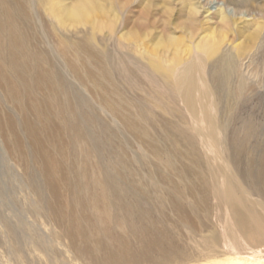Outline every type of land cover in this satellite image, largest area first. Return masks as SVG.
<instances>
[{"label":"rangeland","instance_id":"rangeland-1","mask_svg":"<svg viewBox=\"0 0 264 264\" xmlns=\"http://www.w3.org/2000/svg\"><path fill=\"white\" fill-rule=\"evenodd\" d=\"M14 1L0 0L12 13L24 5L18 25L32 34L31 47L49 57L44 68L54 89L37 86L35 68L10 67L0 51V264H101L93 244L71 230L78 217L86 231L98 226L93 207L99 197L108 198L111 215L124 223L127 211L135 214L136 227L110 225L99 235L100 254L111 237L126 242L124 254L133 261L119 264H264V245L253 247L237 234L242 249L232 247L225 236L230 217L216 199L209 202L205 226L192 232L179 223L175 203L188 204L202 194L197 176L181 173L191 167V148L205 157L211 153L207 134H197L191 113L161 82L158 70L178 75L190 62L198 67L203 62L211 91L204 101H217L221 150L233 151L229 168L264 219V0ZM82 2L90 6L84 21L70 15ZM83 45L95 50V62L78 59L76 50ZM222 57L231 71L229 64L220 65ZM84 62L90 68L81 66ZM49 99L55 103L52 113L48 110L52 119L42 123L32 103L43 107ZM26 120L45 126L38 130L40 143L28 133ZM67 122L79 126L68 129ZM204 161L200 167L208 178ZM97 208L102 213L104 205ZM165 233L175 247L179 243L186 261L164 260L156 250L144 258L147 247L141 242Z\"/></svg>","mask_w":264,"mask_h":264},{"label":"bare ground","instance_id":"bare-ground-1","mask_svg":"<svg viewBox=\"0 0 264 264\" xmlns=\"http://www.w3.org/2000/svg\"><path fill=\"white\" fill-rule=\"evenodd\" d=\"M80 1H82V0H80ZM23 6H24L23 4L17 5L18 11L16 10V13H12L13 9L9 4L0 2V51H2L1 52L2 56H6L8 58V60H9L8 64L10 67H12L13 69H15L17 67H20V68L22 67L23 69L24 68L25 69L26 68L34 69L35 68V71L38 72V75L36 76L37 77V79H36L37 86H42L41 83H44V84L47 83L48 88L51 87L52 89H54V85L52 84V82H50V76L47 74V72L49 73V71H46L44 68V65L48 62V60H50L49 57L47 56V54L43 53L42 51L36 50L35 48L31 47V42H30V40H28V37L31 36L32 34L29 35L28 32H23L22 29L18 25L17 18L20 17L21 14H23V13H20L21 11H23V8H24ZM88 7H90V6H88ZM88 7H87V4L85 2H82L79 4V6H77L75 9L70 11V15L73 18H76L77 20L84 21L90 14V13L88 14V12L90 11V10L88 11ZM4 39H6V41H7L6 45L4 43ZM63 56H65V54ZM76 56H78V59H80V60L83 57H87L91 62H95V60L98 59V57H97L98 55L95 52V50L93 48L87 47L85 45L80 46V48H78L76 50ZM64 58H66V57H64ZM67 58H68V56H67ZM219 59H221L219 61L220 65H222L224 63L229 64V66L227 67V68H229L228 71H231L233 69V67L230 66L229 61L225 60L226 59L225 57H222ZM84 63L81 66H84V68L85 67L88 68L90 63L89 62H84ZM87 63H89V64H87ZM69 65H71L73 67L77 66V65L73 64V62H69ZM5 66H8V65H5ZM194 66H196V68ZM50 70L52 71V69H50ZM158 70L160 71V75L162 76V78L160 79L161 82L163 84H165L166 86H168V90L172 94L176 95L177 97H179L181 99V101L184 102V104L186 105V107L188 109L187 111H189L191 113V116L194 118L195 123L198 126L197 127L198 128L197 134H199L200 136H204V137H206V134H207V138H208L207 145H208V149L210 150V153H211V156L205 157V156L198 153V150L195 148V146H193L191 148L193 150L192 156L190 157L191 158V160H190L191 161V167L190 168H184L183 167V170H181V173L184 174V172H186V173L193 172L195 174V176H197V180L199 182V187L202 190V194H201V196H199V198L188 199V204L182 205V203H179V202L175 203V207L178 209V213L180 216L179 223L182 224L183 226L191 229L192 232H195V230H197L199 227L205 226L206 225L205 222L208 220V216L210 215V213H209V211H210L209 202L211 200L213 201L214 199H216L217 206L220 209L226 208V212L229 214L228 217H230V222L226 223L225 236L229 237V239L231 240L232 247L237 249V250L242 249V246H241L239 240L237 239V234H241L238 236H241L242 239H244L247 243H249L253 247L263 246L264 245V219H263V215H262V213L259 212L260 209L258 210L256 205L251 202L252 200L248 201V198L246 197V195L244 193L245 192L244 186H242L240 184V182L237 179V177L235 176L234 172L229 168V165H228L229 161L234 160V159H231V157H233V155H232L233 151L230 152L227 150H223L224 148L221 150V145H220L221 140L219 141V139L217 137V131L221 127V125H220L219 119L214 115L215 114L214 112L216 111L215 107H216L217 101L213 102V104L210 101L208 103H206L204 101V99L209 94L211 95V91L209 90L210 93L207 91L209 89V86L207 85L208 81L204 77V73H206V69L203 65V62L200 64L199 67L194 62H190L189 65H186L182 69V71H180L178 73V75H176L175 73L170 74L166 70H163L160 66H158ZM88 71L89 70H87V72ZM1 72H2V68L0 66V74H1ZM101 72L106 73L108 71L106 69L105 70L102 69ZM90 74L91 73H89V75ZM95 75H97V74H95ZM219 75H217L218 78H220ZM112 76L113 75H111V77ZM92 77H93V75H92ZM150 78H151V81L153 83L158 84V79L155 76L150 77ZM98 81H100V79L97 80V82ZM100 86H101V84H100ZM240 89H242V87H240ZM114 99H115V97H114ZM20 103H21V106H23L24 103H22V101ZM54 104L55 103L50 99L44 101L43 107L38 102L32 103V106H33L34 110L36 111L37 115L39 116V118L41 119L42 123L43 122L47 123L52 119L51 118L52 116L48 113V110L50 111V113H52V111H53L52 108H54L53 107ZM114 104H112V105H114ZM118 108L119 107H116V105H115L114 111L119 110ZM112 110H113V108H112ZM91 113H92V111H91ZM114 113H113V115H114ZM73 118H75V117H73ZM77 119L79 121V117ZM82 119H84V118H82ZM25 122L29 123L28 125H25L27 130H28V133H30L31 137L35 141L40 143L39 139H38V136H39L38 134L40 131H38V130H40L42 127H45V126L44 125L41 126L39 123L38 124L31 123V122H29V120H26ZM67 124H66V127L68 129H72V130L75 128V126H77V125L79 126V123L78 124L76 123L77 125H73L72 123L67 122ZM181 134H183V133H181ZM31 137H29V138H31ZM247 139H249V137H247ZM187 142H189V140ZM191 144H189V145L191 146ZM243 150H244V147L240 148V150L238 152L239 153L243 152ZM88 152H90V151H88ZM157 153H159V151H157ZM168 155H169V153H168ZM82 157H84V156H82ZM171 157H172V155H171ZM91 158H92V154H91ZM169 159H170V157H169ZM172 160H173V158H172ZM204 160H206V161H204ZM82 161H84V160L82 159ZM203 161L206 163L204 165L207 166L206 167L207 172L209 173L208 178L206 177V175L204 174V172L201 170V167H200L201 165H203ZM85 162L87 163V161H85ZM73 163H75V162L73 161ZM116 163H118V162H116ZM121 164H120V166H122ZM169 164H170L169 166H172V168H173L174 165H172L171 163H169ZM53 166H54V162H53ZM97 166H99V165H97ZM81 167H83V165ZM91 167L92 166H90L89 168H91ZM99 167H101V166H99ZM99 167H98V169L96 167H93V168L94 169L96 168L97 170H99ZM83 168H85V167H83ZM101 169H102V167H101ZM110 169H112V167ZM263 169L264 168L261 167V172L262 171L264 172ZM115 171H117V170H115ZM76 172L79 174L78 168H77ZM82 172L80 171V173H82ZM128 172H130V171H128ZM77 173H76V176H77ZM111 173H112V171H111ZM94 174H95V172H94ZM67 175H68V173L66 174V176ZM72 175H73V173H72ZM87 175H88V173H87ZM126 175H129V173H127ZM101 176H103V175H101ZM112 176H115V175L112 174ZM94 178H97V176H95ZM67 179H69V176ZM81 179H82V177H81ZM98 179H99V177H98ZM127 179H130V177ZM261 179H262V182L264 185V174L261 175ZM75 180L77 182V179H75ZM84 180H85V178H84ZM86 181H88V180H86ZM72 182H74V181H72ZM125 182H126V180L124 181V183ZM130 182H131V179H130ZM95 183H96V181H95ZM98 183L99 182H97L96 184H98ZM115 184H116V182H115ZM87 185H89V184H87ZM119 185H120V183H119ZM119 185H117V187ZM134 185H136V184H133V186ZM197 185H198V183H197ZM250 185H251V181H250ZM101 187L102 186H100V188ZM80 188H81V186H80ZM84 188H82V189H84ZM104 188H105V186H104ZM121 188H120V190H121ZM102 189H103V187H102ZM102 189H101V191H102ZM104 190H106V189H104ZM98 191H99V189H98ZM141 193H144V192H141ZM83 194H84V191H83ZM126 194H128V193H126ZM263 194H264V192H263ZM108 195L110 196V194H108ZM113 195H115V194L113 193ZM131 195L134 196L133 194H130V196ZM101 199L99 197V199H95V201L93 200L95 203V207H93L94 212L95 211L97 212V213L95 212L96 215L94 217H97L98 221L100 220L99 222L97 221L98 226H93L91 228L90 232H89V230L86 231L87 229L84 230L85 227L83 228V225L81 224V219H79V217H78L74 221V223L72 225L73 227H71V230L77 229L79 235L81 236V238L84 242H91L93 244L91 247L93 249V253H95V254L97 253L96 256L99 258V260H97V258H95L94 260L101 261V264H119V263H121L120 261H133V259L130 258L131 257L130 255L124 254L126 251H128V249L122 248L126 244V242L121 241L122 238L119 236L116 239L111 237V241H110L111 244H110V247H108V245H107V248H108V250H106L107 252L105 251L106 253L100 254V251L102 250L103 242H102V239L99 235H102V236L105 235V234H103V230L105 231L108 228L111 229L110 225L112 226V228L116 227L119 229H123V228L128 229L130 226L136 227V225H134L135 219L133 220V218H131V217H135L134 216L135 214L133 215L130 212L131 210L129 211V213L127 211V213L123 216V218L125 220L127 219V222L124 223L122 218L119 220V218L111 215V207H113V204L108 202L109 201L108 198H106L107 200L106 199L101 200ZM133 199H134V197H133ZM100 203H102L104 205L102 213L97 208L100 205ZM80 204H81V202H80ZM128 205H129V203H128ZM148 214H149V212L146 213L145 215H148ZM203 221H205V222H203ZM128 222L130 224H127ZM102 223H104L106 226L102 227L101 226ZM142 230L145 231V234H146L147 227L146 228L143 227ZM116 234L117 233H115V235ZM108 236H109V234H108ZM145 238H146V236H145ZM169 240H170V243H169ZM213 240H214V243L215 242L217 243L219 241L218 237H213ZM142 242H141V244L144 247H147L146 248L147 251H145L146 254H145L144 258L152 256L153 254L155 255V253H156L155 250H156L158 252L156 254L162 255L161 257H163L164 260L166 259L167 261H172V260L173 261H186L188 259V257H186L187 255L185 254L184 250L180 249L179 243H177L179 246L176 245V247H175L173 245V244H175L174 240L169 238L166 233L158 240H154V241L147 240V241H142ZM171 247H173V248L171 249ZM98 255H101V257H99Z\"/></svg>","mask_w":264,"mask_h":264}]
</instances>
